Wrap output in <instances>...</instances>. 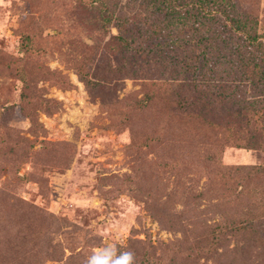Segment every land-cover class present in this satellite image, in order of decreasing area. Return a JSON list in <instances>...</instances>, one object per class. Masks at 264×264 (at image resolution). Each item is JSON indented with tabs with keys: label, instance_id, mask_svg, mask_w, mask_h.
Wrapping results in <instances>:
<instances>
[{
	"label": "rangeland",
	"instance_id": "rangeland-1",
	"mask_svg": "<svg viewBox=\"0 0 264 264\" xmlns=\"http://www.w3.org/2000/svg\"><path fill=\"white\" fill-rule=\"evenodd\" d=\"M85 1L0 0V264H85L110 243L150 264H264V140L185 151L165 130L177 83L149 107L129 71L90 91L77 67L111 53ZM237 1L263 34L264 0Z\"/></svg>",
	"mask_w": 264,
	"mask_h": 264
},
{
	"label": "trees",
	"instance_id": "trees-1",
	"mask_svg": "<svg viewBox=\"0 0 264 264\" xmlns=\"http://www.w3.org/2000/svg\"><path fill=\"white\" fill-rule=\"evenodd\" d=\"M84 6L99 21L111 53L92 69L85 63L80 65L83 70L77 67L90 91L93 86L109 87L106 72L129 71L147 90L137 102L149 107L148 102L155 104L160 98L157 85L170 90L168 86L177 83L175 95L166 97L176 117L166 122L165 130L170 129L172 143L185 151L194 148L205 155L218 154L223 145L251 147L264 140V33L237 0H86ZM116 50L121 68L111 58ZM128 54L134 58L133 68H128ZM234 68L244 84L228 80L236 77ZM159 73L165 75H153ZM174 74H183L187 80ZM183 88L185 95L178 93ZM192 91L202 92L203 99L195 98ZM125 107L130 115V104ZM233 113L238 117L234 124L229 118ZM130 120L122 118L127 121L124 126L131 128ZM226 226L234 228L228 224L211 229L212 238L217 240ZM213 247L209 242L206 249L213 251ZM151 262L144 257L135 264Z\"/></svg>",
	"mask_w": 264,
	"mask_h": 264
},
{
	"label": "clouds",
	"instance_id": "clouds-1",
	"mask_svg": "<svg viewBox=\"0 0 264 264\" xmlns=\"http://www.w3.org/2000/svg\"><path fill=\"white\" fill-rule=\"evenodd\" d=\"M85 264H135V254L132 251L119 252L116 244H106L94 250Z\"/></svg>",
	"mask_w": 264,
	"mask_h": 264
}]
</instances>
